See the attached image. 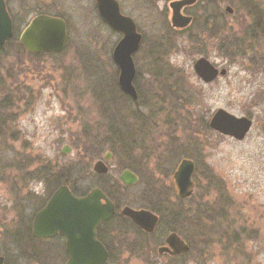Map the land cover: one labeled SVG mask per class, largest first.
Segmentation results:
<instances>
[{
  "label": "rangeland",
  "instance_id": "obj_1",
  "mask_svg": "<svg viewBox=\"0 0 264 264\" xmlns=\"http://www.w3.org/2000/svg\"><path fill=\"white\" fill-rule=\"evenodd\" d=\"M35 1L11 5L17 29L0 47L3 264H65L59 239L31 237L34 214L64 179L77 195L101 189L118 209L156 212L155 237L174 231L190 247L181 259H166L153 240L148 255L143 234L128 237V224L117 220L105 237L106 264H264V0L200 5L181 33L172 30L164 0H116L142 35L133 101L121 93L112 62L121 36L100 21L94 0ZM47 12L66 23L63 51L26 53L20 33ZM199 58L227 74L204 83L193 70ZM218 109L252 121L243 140L209 128ZM105 154L103 177L93 167ZM184 159L195 165L194 191L180 200L173 175ZM123 170L137 184L122 186Z\"/></svg>",
  "mask_w": 264,
  "mask_h": 264
},
{
  "label": "water",
  "instance_id": "obj_2",
  "mask_svg": "<svg viewBox=\"0 0 264 264\" xmlns=\"http://www.w3.org/2000/svg\"><path fill=\"white\" fill-rule=\"evenodd\" d=\"M94 5L100 19L121 35L112 55L119 69L118 85L125 95L136 100L137 93L133 86L135 66L132 56L140 46L141 35L137 32L133 20L121 14L115 0H94ZM174 6L171 23L174 27L185 28L189 25L190 19L179 13L181 3ZM227 11H231L229 7ZM11 37L12 22L4 0H0V47L4 46ZM66 39V24L62 19L39 15L30 20L18 41L26 52L39 55L61 53ZM193 70L204 83H210L218 76L226 75L225 69L219 71L205 58L198 59L193 65ZM251 126L250 119L236 117L223 109H218L209 121L211 130L237 141L245 138ZM69 152V147L64 146L62 153ZM109 159L110 155L106 154L104 160ZM93 170L97 174L107 173V167L102 161L96 162ZM193 173L192 161L184 159L179 163L173 175V181L180 199L184 200L192 195ZM119 181L124 186H131L136 184L138 179L133 173L124 171L119 176ZM113 212V204L98 189L92 190L86 196L78 197L66 186H60L35 215L31 233L36 239H51L56 235L63 237L67 254L65 264H105L108 256L103 245L96 239V228L101 222L109 220ZM121 213L147 229L153 228L157 223V217L145 210L136 211L125 207ZM188 250L189 247L176 234H170L165 241V246L159 249V253L175 256L184 254ZM3 263L4 259L0 257V264Z\"/></svg>",
  "mask_w": 264,
  "mask_h": 264
},
{
  "label": "flooded vegetation",
  "instance_id": "obj_3",
  "mask_svg": "<svg viewBox=\"0 0 264 264\" xmlns=\"http://www.w3.org/2000/svg\"><path fill=\"white\" fill-rule=\"evenodd\" d=\"M30 1H35V0H30ZM116 1V0H115ZM154 2H159L160 0H153ZM259 0H164V2L166 3V7H167V9H168V11H169V17H168V20L170 21V25H171V28H172V30H174V31H176V32H179V33H181V32H185V31H188L189 29H190V27L193 25V23H194V21H195V14H193V13H191V10L192 9H194V8H196V7H198V6H200V5H204V6H208V5H211V4H215V3H229V4H232V5H234V4H237V3H243V4H247V3H257ZM14 2H16V4H17V0H4V3H5V7H6V10H7V12H8V14H9V17H10V19H11V22H12V33L14 34V32H15V30L17 29L16 28V26H15V24H14V19H13V15H12V12H11V5H13L14 4ZM35 2H37V1H35ZM117 2V1H116ZM182 4V7H181V9L179 10V13L181 14V16H183V17H186V18H189L190 19V23H189V25L188 26H186L185 28H177V27H174L173 26V24L171 23V17H172V14H173V11L175 10V6L174 5H176V4ZM117 4L119 5V3L117 2ZM229 7V5H227V7L225 8L226 10H225V12L230 16V15H233V13L235 12V8H231V7H229L230 8V12L229 11H227V8ZM206 8V9H205ZM15 9H17L16 7H15ZM25 9V8H24ZM119 9H120V6H119ZM96 10V9H95ZM120 12H121V10H120ZM202 14H204V15H209V14H207V7H202ZM96 13H97V10H96ZM121 14H122V12H121ZM39 15H47V16H50V17H56V18H60V17H58V16H52V15H50L48 12L47 13H40V14H38V15H36V16H39ZM98 15V14H97ZM122 15H124V14H122ZM35 17V16H34ZM128 17V16H127ZM98 18H99V15H98ZM130 18V17H129ZM60 19H62V18H60ZM100 19V18H99ZM130 19H132V18H130ZM31 20V19H30ZM63 20V19H62ZM133 20V19H132ZM100 21L101 22H103L101 19H100ZM28 24V23H27ZM27 24H26V26H27ZM66 24V23H65ZM136 24V23H135ZM25 26V27H26ZM107 26V25H106ZM25 27L23 28V30L25 29ZM108 27V26H107ZM136 29H137V26H136ZM22 30V31H23ZM138 31V30H137ZM138 33H139V31H138ZM117 34V33H116ZM140 34V33H139ZM141 35V34H140ZM141 41H142V35H141ZM113 62V61H112ZM114 64V63H113ZM115 65V64H114ZM116 66V65H115ZM136 68V67H135ZM118 70V69H117ZM118 75H119V71H118ZM135 76H136V74H135ZM135 79V78H134ZM133 82H134V80H133ZM108 168V167H107ZM195 170V169H194ZM124 171H128V170H123L122 172H124ZM108 172H109V168L107 169V174H108ZM121 172V173H122ZM130 172V171H129ZM132 173V172H131ZM195 173V172H194ZM98 175V174H97ZM119 178V177H118ZM66 180V179H65ZM118 182H119V180H118ZM194 184V183H193ZM63 186H66L68 189H69V191L72 193V194H74V195H76V196H80V195H77V192L76 191H74V189L73 188H70L69 187V185L68 184H62ZM133 186V185H132ZM130 187V186H129ZM100 191L106 196V198L108 199V200H110L111 201V203L113 204V207H114V212H113V216L109 219V220H107V221H105V222H101L99 225H98V227L96 228V239L103 245V247L105 248V250H106V252H107V256H108V258H107V261H106V263L108 262V260H109V258H110V256H111V254H112V250H111V248L108 246V245H106V241H105V237H112L113 236V233L111 234V231H110V225H112V224H114V223H117V220H121V224H123V225H127L128 224V226H129V232L130 233H128L127 234V236L129 237V234H131V235H135L136 234V232H139V233H141V234H143V236H144V238H145V240H146V242H145V244L147 243L148 245H147V247H146V249H147V254L149 255L151 252H149L150 251V249H151V243L153 242V240H154V242L155 241H158V246L156 247L155 246V249H156V251H157V254L160 256V257H162V258H166V259H181L182 258V256H184L185 254H187L188 252H189V250H190V247L186 244V242L181 238V236L176 232H174V231H171V232H169L166 236H165V238L163 239V241H161L162 240V237L163 236H161V238H160V240L157 238V237H155L156 235H155V232H156V229H157V227L159 226V224H160V222H161V220H160V216H158V214L156 213V212H153L152 210H150V209H143V208H141V209H134V208H131V207H129V208H131V209H133V210H136V211H139V210H145V211H148V212H150V213H152L153 215H155L156 217H157V223L155 224V226L153 227V228H151V229H147V228H145V227H142L141 225H139V224H137V223H135L134 221H132V220H130L129 218H127L126 216H124V215H122V213H121V210L123 209V208H125V207H128V206H124V207H122V208H120V209H118V205H116L115 204V202H114V200H113V198L112 199H109L108 197H107V195L104 193V191L103 190H101L100 189ZM194 191V190H193ZM55 191H53L50 195H49V197L47 198V200H46V202H45V204L47 203V201L49 200V198L51 197V195L54 193ZM89 193V192H88ZM88 193H85V194H82L81 196H86V195H88ZM45 204L34 214V216H33V219H34V217H35V215L45 206ZM33 219H32V222H31V228H32V223H33ZM195 227L197 228V231L198 232H201V230L199 229L200 227H198V225L196 226L195 225ZM116 230V229H115ZM120 233H123L122 235H125V229H122V230H120L119 231ZM170 234H176L188 247H189V250L186 252V253H184V254H181V255H175V256H171V255H169V254H167V253H162V254H160L159 253V249L160 248H162V247H164L165 246V241H166V239H167V237L170 235ZM31 237L34 239V240H53V239H59L62 243H63V252H64V255H65V258H66V260H67V254H66V252H65V239L63 238V237H61V236H59V235H56L55 237H53V238H41V239H36V238H34L33 236H32V233H31ZM161 242V243H160ZM155 243H157V242H155ZM153 250H154V248H153ZM131 252V251H130ZM138 252V251H137ZM129 254V253H128ZM138 254V253H137ZM147 254H145V256L147 255ZM131 256H133V254L131 253L130 254ZM145 259V261L148 263V264H151L150 263V259H148L147 260V258H144ZM105 263V264H106Z\"/></svg>",
  "mask_w": 264,
  "mask_h": 264
},
{
  "label": "trees",
  "instance_id": "obj_4",
  "mask_svg": "<svg viewBox=\"0 0 264 264\" xmlns=\"http://www.w3.org/2000/svg\"><path fill=\"white\" fill-rule=\"evenodd\" d=\"M12 39L14 40V37H13ZM121 93H122V92H121ZM60 181H63L64 184H68V185L70 184V183H69V182H70L69 179H68V180H65V179H64V180H60ZM61 183H62V182H61ZM104 193L107 195V197H108L109 199H112V196H111L107 191H104Z\"/></svg>",
  "mask_w": 264,
  "mask_h": 264
}]
</instances>
